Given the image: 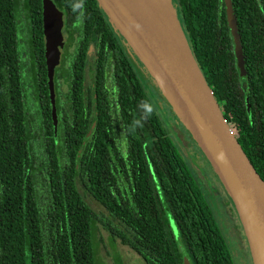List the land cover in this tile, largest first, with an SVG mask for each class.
<instances>
[{"label":"trees","instance_id":"16d2710c","mask_svg":"<svg viewBox=\"0 0 264 264\" xmlns=\"http://www.w3.org/2000/svg\"><path fill=\"white\" fill-rule=\"evenodd\" d=\"M51 1L63 13L68 44L77 46L73 71L81 75L91 58L103 78L111 58L125 100L117 122L124 140L112 117L100 109L92 116L83 106L77 82L70 105L63 102L56 77L54 129L42 0H0V264H98L104 233L110 246L121 243L144 264H182L183 254L190 264H234L98 2ZM173 1L201 73L264 181V0H230L246 77L239 75L224 1Z\"/></svg>","mask_w":264,"mask_h":264},{"label":"water","instance_id":"95a60500","mask_svg":"<svg viewBox=\"0 0 264 264\" xmlns=\"http://www.w3.org/2000/svg\"><path fill=\"white\" fill-rule=\"evenodd\" d=\"M96 1L114 34L125 40L142 64L150 69L154 77L163 85L167 100L186 128H189L187 120L195 131L186 108L179 98L182 90L186 92L196 114L210 129L216 145L196 131L195 139L200 140L206 147L213 169L218 173L232 198L248 239L253 264H264V181L239 144L215 100L213 91L201 73L175 14L174 2L172 0L169 2V15L174 21L172 24L170 18L165 15L166 8H164L166 10L163 21L158 20L143 6L141 0ZM223 1L228 27L234 39L239 75L246 77L242 46L232 5L230 0ZM62 28L63 13L51 0H42V42L54 129L57 126L53 105L54 69L59 63L63 47ZM158 63L167 64L176 73L181 84L180 91L170 87ZM246 110L251 118L248 93H246ZM89 135L90 133L86 136V140ZM169 223L174 238L178 241V231L171 218ZM182 264H190L185 254H183Z\"/></svg>","mask_w":264,"mask_h":264},{"label":"rangeland","instance_id":"374dc122","mask_svg":"<svg viewBox=\"0 0 264 264\" xmlns=\"http://www.w3.org/2000/svg\"><path fill=\"white\" fill-rule=\"evenodd\" d=\"M174 6L175 14L178 21H180L177 7L175 4ZM116 37L119 38L122 44L127 45L121 36L116 35ZM128 54L157 115L179 153L185 159L195 180V185L200 190L204 202L208 205L215 223L225 239L234 264H253L248 239L237 210L227 188H225L216 170L213 169L207 156L209 153L206 147L200 140L198 142L195 139L197 135L190 122L185 119L189 127L188 131L184 122L179 119V115L175 113L173 106L165 96L166 90L159 80L154 77L155 75L151 73L150 69L144 66L138 59L139 57L137 58L133 52L128 51ZM102 236L103 240L98 246V264H116L118 259L121 264H144L140 257L128 247L119 242H115L113 246H110L112 244L109 242L107 235L104 233Z\"/></svg>","mask_w":264,"mask_h":264},{"label":"flooded vegetation","instance_id":"af4514ba","mask_svg":"<svg viewBox=\"0 0 264 264\" xmlns=\"http://www.w3.org/2000/svg\"><path fill=\"white\" fill-rule=\"evenodd\" d=\"M56 7V6H55ZM116 36V35H115ZM62 37H63V47L59 58V63L54 69V77H56V92L62 94L61 99L66 104L70 105V101L67 100L68 98V92L70 89V84L72 85L73 82H77V85H75L77 88L79 85H81L82 90V97L81 100L84 101L83 106L88 107L90 109V114L92 116L98 115V110H102L104 115L108 116L109 120L112 117L114 120L113 122L116 124H113L114 131L118 130L119 134L121 135L120 138L124 140V136L122 132L124 131V124L122 126H119L117 128V122H122L121 119H119V116H122L123 113V106L124 104L122 102L123 97L121 96V87L120 82L117 78V76L114 74V71L112 67L110 66L111 58H108V62L105 65V69L102 71L104 74V77L102 78L100 74L97 73V67L94 65V63L91 61V58H88V64L85 66V70L83 69V72L80 75L79 71H73V53L77 49L74 44L69 45L68 39H67V33H64V23L62 28ZM117 38V37H116ZM120 42L119 38H117ZM120 45L122 46L125 55L127 56L136 76L138 77L141 85L142 81L139 77V75L136 73L131 60L129 59V54L133 51L128 45H124L120 42ZM128 46V47H126ZM127 48V50H126ZM108 51V46L107 49ZM73 68V69H72ZM74 73L72 75V83L70 79L67 80L69 73ZM80 81V82H79ZM123 101H125L123 99ZM55 102V98H54ZM131 105L129 113L132 112V109L134 107V102L131 100ZM54 105V104H53ZM137 113L140 110L139 104L137 105ZM94 124V123H93ZM93 127V125L91 126ZM120 127L123 130H120ZM122 148H125V142L121 143Z\"/></svg>","mask_w":264,"mask_h":264},{"label":"bare ground","instance_id":"6f19581e","mask_svg":"<svg viewBox=\"0 0 264 264\" xmlns=\"http://www.w3.org/2000/svg\"><path fill=\"white\" fill-rule=\"evenodd\" d=\"M141 2L143 3V6L145 8H147L154 16H156V18L158 20L161 19L163 21V15L165 14V10L167 9L166 10L167 13L165 15H167L170 18V21L173 24L174 21L172 19V16L170 17V15H169V10H170L169 2H170V0H141ZM164 8H166V9L164 10ZM157 9L159 11H157ZM134 52L136 53V50ZM158 65L160 66V68H161L164 76L166 77L170 87L172 89H174L175 91H176V89L180 91V87H181L180 81H179L176 73L172 70V68L169 67L165 63H163V64L158 63ZM179 98L186 108L187 114L191 120V123H192L195 131L198 134L202 135L203 137H205L207 139L209 138L212 141V143L214 145H216L215 139L212 136L210 129L205 124V122H203L200 119V117L196 114L194 107L192 106V103L189 100V98L186 95V92L184 90H182Z\"/></svg>","mask_w":264,"mask_h":264}]
</instances>
